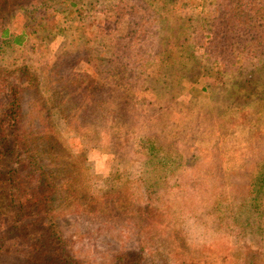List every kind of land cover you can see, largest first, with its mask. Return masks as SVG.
I'll list each match as a JSON object with an SVG mask.
<instances>
[{"label": "trees", "instance_id": "16d2710c", "mask_svg": "<svg viewBox=\"0 0 264 264\" xmlns=\"http://www.w3.org/2000/svg\"><path fill=\"white\" fill-rule=\"evenodd\" d=\"M173 1L0 0V264H89L64 238L58 190L48 179L44 157L62 149L72 154L61 145L68 137L75 145L90 141L79 148L86 155L102 138L113 145L106 128L115 121L136 128L138 120L125 110L138 111L145 101L134 103L129 87L108 76L112 64L140 71L143 88L155 101L168 97V108L176 111L168 109L166 118H160L166 130L190 124L200 129L201 111L207 116L213 111H195L197 97L205 94L212 104L227 107L221 112L227 121L264 117V0H216L212 9L196 6L183 17L157 20L153 12ZM69 8L77 21L63 27L58 17ZM73 36L83 39V45L59 51ZM177 38L181 48L162 51L153 45L155 39L171 44ZM211 39L221 45L210 46ZM27 45L44 56L55 52L53 66L27 63L21 55ZM82 57L95 58V68L79 65ZM198 87L200 91L188 94L189 88ZM32 94L38 99L26 102ZM85 95V103L97 101L94 111L84 104L80 114L66 112L63 106ZM192 105L194 121L188 120ZM99 111L103 117H97ZM229 113L232 118L226 117ZM153 133L144 130L129 151L137 163L139 185L150 195L161 190L179 161L156 139L163 132L152 138ZM115 157L107 152L105 161ZM249 173L250 183L233 207L221 205L225 210L220 218L238 239L264 243V160ZM64 187V182L59 184V190ZM218 198L227 200L225 194ZM114 264L144 262L136 252L126 251Z\"/></svg>", "mask_w": 264, "mask_h": 264}, {"label": "rangeland", "instance_id": "374dc122", "mask_svg": "<svg viewBox=\"0 0 264 264\" xmlns=\"http://www.w3.org/2000/svg\"><path fill=\"white\" fill-rule=\"evenodd\" d=\"M38 2L35 0L34 4ZM215 2L176 0L153 14L157 20L180 18L196 6L212 9ZM76 21L72 8L58 17L63 27ZM208 43L212 47L221 45L217 39ZM82 45L83 39L69 37L59 51H70L69 47ZM153 45L166 51L171 46L181 48L182 43L180 38L171 44L155 39ZM21 55L27 63L45 68L53 66L55 60V52L44 56L31 45H27ZM96 62L95 58L82 57L79 65L93 70ZM106 71L110 78L129 87L134 103L145 101L138 111L125 110L138 120L136 128L126 129L123 121H115L106 128L107 136L114 140L113 145H108L109 141L102 138L95 147L88 148L91 153L86 155L79 148L90 146V141L75 145L77 141L68 137L61 145L72 154L68 155L62 149L52 157H44L48 179L58 190L56 205L65 219L64 238L69 240L73 251L89 264H114L126 251L136 252L144 264H264V243L238 239L226 228V220L222 222L220 218L225 205L233 207L235 199L250 183V170L264 160V117L261 120L248 118L249 122L237 117L227 121L221 117L227 107L212 104L205 94V97H197L195 111L207 107L213 111L208 116L205 110L201 111L200 129L190 124L178 128L169 125L166 130V125L160 124V118L169 110L176 111L175 107L168 108L172 103L167 96L155 101L152 92L143 88L142 73L130 65L115 63ZM200 89L189 88L188 94ZM37 99L38 95L32 94L26 102ZM85 99L86 95L63 107L70 114H80V106L84 104L94 111L97 101L85 103ZM193 106L188 113L191 121H194L191 117ZM159 107L167 109L159 112ZM101 113L98 112V118ZM226 117L233 116L229 113ZM171 120L175 122L174 118ZM144 130L153 131L152 138L155 133L163 132L156 139L179 160L156 195H150L139 185L137 163L129 153ZM107 152L120 158L119 161L115 158L105 161ZM186 155L191 159H186ZM120 162H130V166L119 167ZM117 170L121 177L115 176ZM63 182L65 187L59 190V184ZM220 194H225L227 200L218 198ZM222 204L225 205L221 207Z\"/></svg>", "mask_w": 264, "mask_h": 264}]
</instances>
